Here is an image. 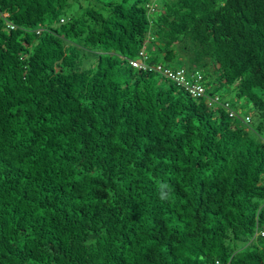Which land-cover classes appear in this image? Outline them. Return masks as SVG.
<instances>
[{"label":"trees","instance_id":"obj_1","mask_svg":"<svg viewBox=\"0 0 264 264\" xmlns=\"http://www.w3.org/2000/svg\"><path fill=\"white\" fill-rule=\"evenodd\" d=\"M0 264H264V0H0Z\"/></svg>","mask_w":264,"mask_h":264},{"label":"built area","instance_id":"obj_2","mask_svg":"<svg viewBox=\"0 0 264 264\" xmlns=\"http://www.w3.org/2000/svg\"><path fill=\"white\" fill-rule=\"evenodd\" d=\"M158 6V3L155 2L154 4L148 5L150 9V14H152L156 7ZM148 56L146 55L145 51H142L140 53V59L134 60L131 62L133 67L140 68V69H151L155 70L165 77L169 78L170 80L174 81L180 86L185 87L188 92L193 95L194 97H203L206 93V88L204 86V75L196 72L194 73L191 78L188 76L185 69H180L176 72L170 69L163 68L162 66L157 67H149L147 64ZM215 103H218L220 101V98L217 96L213 100ZM223 106L230 110V114L232 117H238L237 112L231 109V106L229 103H224ZM251 121L250 116H247L245 118V122L249 123Z\"/></svg>","mask_w":264,"mask_h":264},{"label":"rangeland","instance_id":"obj_3","mask_svg":"<svg viewBox=\"0 0 264 264\" xmlns=\"http://www.w3.org/2000/svg\"><path fill=\"white\" fill-rule=\"evenodd\" d=\"M238 112L242 118L246 117L247 114H254V109L247 102H243L242 106H238Z\"/></svg>","mask_w":264,"mask_h":264},{"label":"crops","instance_id":"obj_4","mask_svg":"<svg viewBox=\"0 0 264 264\" xmlns=\"http://www.w3.org/2000/svg\"><path fill=\"white\" fill-rule=\"evenodd\" d=\"M243 105V103H241V105L240 106H242Z\"/></svg>","mask_w":264,"mask_h":264},{"label":"clouds","instance_id":"obj_5","mask_svg":"<svg viewBox=\"0 0 264 264\" xmlns=\"http://www.w3.org/2000/svg\"><path fill=\"white\" fill-rule=\"evenodd\" d=\"M161 187H165V186L162 185Z\"/></svg>","mask_w":264,"mask_h":264}]
</instances>
